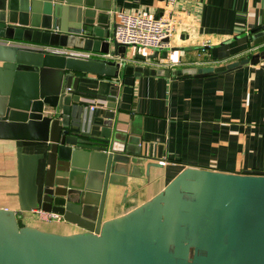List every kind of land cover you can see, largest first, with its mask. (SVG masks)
<instances>
[{
  "label": "water",
  "instance_id": "water-1",
  "mask_svg": "<svg viewBox=\"0 0 264 264\" xmlns=\"http://www.w3.org/2000/svg\"><path fill=\"white\" fill-rule=\"evenodd\" d=\"M108 8L107 0H0V138L44 144L34 153L16 148L19 211H53L82 229L63 234L20 224L14 209L0 207V264H264V171L184 166L147 200L102 218L109 185L125 186L142 166L148 175L161 165L148 158L163 153L150 143L114 148L117 85L99 103L106 108L90 111L87 92H67L70 71L202 76L264 56L263 48L176 70L128 64L133 45L116 40L115 23L100 20ZM249 33L264 35V23ZM166 51L133 57L164 58Z\"/></svg>",
  "mask_w": 264,
  "mask_h": 264
},
{
  "label": "crops",
  "instance_id": "crops-1",
  "mask_svg": "<svg viewBox=\"0 0 264 264\" xmlns=\"http://www.w3.org/2000/svg\"><path fill=\"white\" fill-rule=\"evenodd\" d=\"M108 1L109 8L100 20L111 23H115L110 13L113 10L159 15L165 3ZM172 7L175 26L168 37L162 68L225 64L252 57L264 48V35L252 37L249 33L250 28L264 23V0H174ZM136 52L147 50L129 47L126 57ZM127 63L140 64L137 60ZM70 72L67 92H87L89 108L91 104L106 108L99 103H105L112 85H117L111 119L114 148L123 152L125 145L137 150L150 143L160 145L163 153L160 159L148 158L161 164L151 166L148 175L142 166L141 174L128 176L125 186L109 185L103 219L147 200L184 166L230 172L264 171V56L202 76L123 74L119 70L117 76L109 77ZM80 82L89 86H79ZM71 103L74 110L76 105ZM43 146L37 141L0 138V207L14 209L20 224L63 234L80 231L81 227L64 218L41 219L37 208L19 211L16 148L34 153Z\"/></svg>",
  "mask_w": 264,
  "mask_h": 264
},
{
  "label": "built area",
  "instance_id": "built-area-1",
  "mask_svg": "<svg viewBox=\"0 0 264 264\" xmlns=\"http://www.w3.org/2000/svg\"><path fill=\"white\" fill-rule=\"evenodd\" d=\"M174 0H165L162 11L159 15H154L143 11H133V10H113L110 13L114 15L115 20V38L120 43L132 44L133 47L142 50L146 49L150 53L155 47H166L168 46V37L174 30L175 17L173 11ZM164 38H167L164 41ZM60 49V48H59ZM73 52V51H72ZM78 54H87L90 56H102L107 58H113L111 52L106 54H99L91 51H80L74 50ZM121 60V59H120ZM126 60H137L135 57L131 56ZM164 58L159 57L145 58L142 60H137L140 64L160 67L164 64ZM70 89V87L68 88ZM90 109L94 111L97 107L94 104L90 105ZM38 216L41 219L49 220L62 219V215L53 211H46L40 208L36 209Z\"/></svg>",
  "mask_w": 264,
  "mask_h": 264
},
{
  "label": "rangeland",
  "instance_id": "rangeland-1",
  "mask_svg": "<svg viewBox=\"0 0 264 264\" xmlns=\"http://www.w3.org/2000/svg\"><path fill=\"white\" fill-rule=\"evenodd\" d=\"M131 47H133V46H131ZM129 48V47H128Z\"/></svg>",
  "mask_w": 264,
  "mask_h": 264
}]
</instances>
